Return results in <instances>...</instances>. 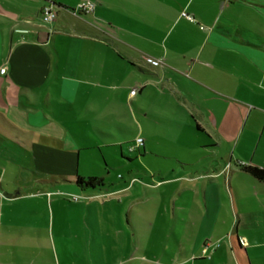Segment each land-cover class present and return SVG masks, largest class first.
<instances>
[{"label": "crops", "instance_id": "obj_1", "mask_svg": "<svg viewBox=\"0 0 264 264\" xmlns=\"http://www.w3.org/2000/svg\"><path fill=\"white\" fill-rule=\"evenodd\" d=\"M84 1L0 0V264H264V0ZM131 105V152L162 128L186 158L143 189L81 174L126 157Z\"/></svg>", "mask_w": 264, "mask_h": 264}, {"label": "rangeland", "instance_id": "obj_2", "mask_svg": "<svg viewBox=\"0 0 264 264\" xmlns=\"http://www.w3.org/2000/svg\"><path fill=\"white\" fill-rule=\"evenodd\" d=\"M150 103L151 100L148 98L147 104ZM162 106L164 105L158 106L159 110L163 109ZM120 119L124 122V129L120 130L117 124L111 125V129L128 148L129 144L134 145V137L138 132L141 120L144 118L137 106L131 105V116L125 115ZM150 125L155 128L153 123H150ZM88 133L92 135L91 137L96 138L100 144L103 143V140L98 137L100 135L98 130L96 131L89 127ZM157 135H160V137H156L149 142L147 149L151 148V152L148 151V154L144 155L145 157H140L142 155H139L141 154L139 151L129 152L127 148L125 149L127 152L126 157H122L119 151L113 147L94 148L92 151L87 150L82 156L80 173L95 176L104 175L107 184L119 182L121 180L119 173L125 178L129 175H134L138 177L137 180L140 183L137 184V187L140 186V189H143L142 185H144L145 177L151 182L155 174L158 176L156 169L160 165L168 166L175 163L173 154H180L183 158H186L184 155L188 154L185 147L183 149L180 146L173 145V141L169 139L170 136L162 128L159 129ZM137 187L134 188V191L137 190ZM140 194L144 196L155 195L150 190L144 194L140 191Z\"/></svg>", "mask_w": 264, "mask_h": 264}, {"label": "built area", "instance_id": "obj_3", "mask_svg": "<svg viewBox=\"0 0 264 264\" xmlns=\"http://www.w3.org/2000/svg\"><path fill=\"white\" fill-rule=\"evenodd\" d=\"M96 8V3L92 0H86L84 2H82L78 8L74 9V13H81V12H93ZM42 18L43 21L45 23H52L56 20L57 18V11L55 9H53L50 5H47L43 8V13H42ZM182 15L184 17H186L188 20L190 21H195V17L194 15L187 13V12H183ZM143 58H145L147 61L151 62L152 64H156L158 63V61L156 59H152L150 57H146L145 55H143ZM2 72H5V68L2 69ZM138 89L134 88L131 91L132 95H135L137 93ZM144 143V139L142 137H138L136 139V143L135 145L130 146V151H135L138 147H140L141 145H143ZM78 196H75V199H78ZM206 251V250H205Z\"/></svg>", "mask_w": 264, "mask_h": 264}, {"label": "trees", "instance_id": "obj_4", "mask_svg": "<svg viewBox=\"0 0 264 264\" xmlns=\"http://www.w3.org/2000/svg\"><path fill=\"white\" fill-rule=\"evenodd\" d=\"M249 171H251L252 174H254L257 177H263L264 176V172L258 168H249ZM77 183L80 186H85V187H94L98 184L102 183V179L99 177H95V176H90V177H82V176H78L77 178Z\"/></svg>", "mask_w": 264, "mask_h": 264}]
</instances>
